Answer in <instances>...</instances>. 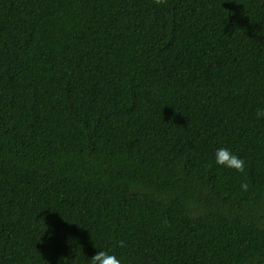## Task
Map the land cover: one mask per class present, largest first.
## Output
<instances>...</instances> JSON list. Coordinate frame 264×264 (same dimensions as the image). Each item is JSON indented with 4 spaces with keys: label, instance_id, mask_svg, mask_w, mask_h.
I'll return each mask as SVG.
<instances>
[{
    "label": "trees",
    "instance_id": "1",
    "mask_svg": "<svg viewBox=\"0 0 264 264\" xmlns=\"http://www.w3.org/2000/svg\"><path fill=\"white\" fill-rule=\"evenodd\" d=\"M261 108L264 0H0V264H264Z\"/></svg>",
    "mask_w": 264,
    "mask_h": 264
},
{
    "label": "clouds",
    "instance_id": "2",
    "mask_svg": "<svg viewBox=\"0 0 264 264\" xmlns=\"http://www.w3.org/2000/svg\"><path fill=\"white\" fill-rule=\"evenodd\" d=\"M168 0H153V3L157 7L166 6ZM257 119H264V108L257 109L255 112ZM215 163L219 166L234 169L239 173L245 172V160L234 153L231 149L226 147L218 148L215 152ZM241 190L247 192L249 190V184L244 182L240 185ZM120 247H124L123 240L119 243ZM91 264H121V260L117 258L115 254H111L108 251H98L91 259Z\"/></svg>",
    "mask_w": 264,
    "mask_h": 264
}]
</instances>
